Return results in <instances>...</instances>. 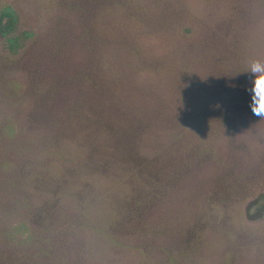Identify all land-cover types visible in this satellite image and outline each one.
Segmentation results:
<instances>
[{"label":"rangeland","instance_id":"1","mask_svg":"<svg viewBox=\"0 0 264 264\" xmlns=\"http://www.w3.org/2000/svg\"><path fill=\"white\" fill-rule=\"evenodd\" d=\"M70 1L86 0H0L31 33L16 56L0 37V264H264V215H246L253 185L264 183V119L250 108L251 82L232 83L250 58L264 61V0H134L169 6L240 71L226 70L232 81L219 90L237 116L234 139L193 131L178 143L183 129L159 127L132 161L94 144L100 132L78 121L87 96L98 101L108 89L91 86L88 23ZM187 145L195 156H185ZM161 146L185 158L182 172L162 177L144 166Z\"/></svg>","mask_w":264,"mask_h":264},{"label":"trees","instance_id":"2","mask_svg":"<svg viewBox=\"0 0 264 264\" xmlns=\"http://www.w3.org/2000/svg\"><path fill=\"white\" fill-rule=\"evenodd\" d=\"M113 1L116 0L70 1L66 4L70 10H80L88 23L94 65L91 77L98 79V83L91 86L97 93L104 87L108 89L107 93L102 91L98 95V101L87 96L83 113L78 118L85 126L90 124L100 132L93 137V143L103 142L120 157L132 161L140 158L142 144L153 143L159 127L183 129L184 133L174 139L178 143L184 141L183 136L190 139L187 133L193 131L218 133L227 130L234 139L237 116L219 97V90L225 82L232 81L226 79V70L238 74L240 68L218 61L213 46L199 41L200 34L194 32L192 24L172 17L169 6H161L160 11L145 10L138 8L134 0H122L111 8L109 2ZM159 12H162L163 20L159 19ZM30 35L29 31L19 28V16L13 6H2L0 37L7 54H20ZM159 45L161 50H156ZM196 49V53L188 56L189 50ZM159 51L168 55L163 52L160 55ZM184 57L190 64L200 66L184 67ZM171 72H176L174 78H169ZM192 76L197 77L196 84L190 82ZM240 80L247 84L249 74L241 75L232 83L240 86ZM228 88L231 93L238 89L230 84ZM129 90L130 99L125 101L123 98ZM173 96L177 97L176 102ZM174 102L177 107L173 106ZM189 139L186 137L185 141ZM186 147L190 153L185 156H195L193 147ZM171 148L161 146L154 160L144 166L153 175L162 177L182 172L185 158ZM262 183L258 180L253 185L257 192L246 207L249 219L264 215Z\"/></svg>","mask_w":264,"mask_h":264},{"label":"clouds","instance_id":"3","mask_svg":"<svg viewBox=\"0 0 264 264\" xmlns=\"http://www.w3.org/2000/svg\"><path fill=\"white\" fill-rule=\"evenodd\" d=\"M249 74L251 87L247 90L250 93V108L253 115L264 119V61L252 57L248 61L247 71Z\"/></svg>","mask_w":264,"mask_h":264}]
</instances>
